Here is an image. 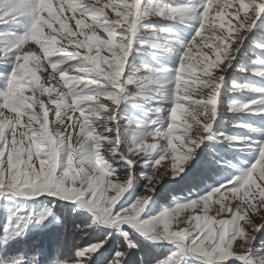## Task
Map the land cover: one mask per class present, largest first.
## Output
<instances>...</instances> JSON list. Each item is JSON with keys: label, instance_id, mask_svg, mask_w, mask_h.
Returning <instances> with one entry per match:
<instances>
[{"label": "snow or ice", "instance_id": "1", "mask_svg": "<svg viewBox=\"0 0 264 264\" xmlns=\"http://www.w3.org/2000/svg\"><path fill=\"white\" fill-rule=\"evenodd\" d=\"M226 8L232 9L227 23ZM73 19L75 29L69 24ZM186 22L195 29L190 39L172 26ZM0 26V208H7V200L47 201L40 208L19 204L8 210L0 229V264H41L38 253L15 250L10 242L27 234L29 225L53 216L57 200L90 213L84 228L102 224L120 232L123 242L107 264H124L127 248L137 246L124 225L173 246L152 264L186 259L226 264L230 257L239 264H264V246L254 243L264 223L252 218L264 209V127L239 120L232 127L247 133L213 131L225 107L264 117V84L233 80V90L248 93L246 99L221 96L226 71L249 33L259 29L264 37V0H0ZM206 27L211 36L203 35ZM65 41L75 50L69 51ZM253 44L259 51L241 70L264 81V39ZM205 46L214 59L201 50ZM133 52L148 59L130 69ZM186 75L199 90L190 89ZM121 104L137 110L147 104L148 117H122ZM206 140L227 141L251 155L252 162L236 165V175L202 195L147 214L159 182L181 176ZM166 159L170 172L156 176L154 170ZM112 160L123 161L125 168L117 171ZM138 163L151 169L141 173L148 182L143 194L122 203ZM153 179L158 182L149 187ZM225 193L238 201L235 207L225 204ZM214 195L217 215L226 213L220 219L208 214ZM201 202L203 214L189 216L190 227L173 228L180 210L196 209ZM107 242L108 237L87 246L76 241L50 264H89Z\"/></svg>", "mask_w": 264, "mask_h": 264}, {"label": "rangeland", "instance_id": "2", "mask_svg": "<svg viewBox=\"0 0 264 264\" xmlns=\"http://www.w3.org/2000/svg\"><path fill=\"white\" fill-rule=\"evenodd\" d=\"M94 2V0H90ZM214 10L216 6L214 4ZM231 8H226L225 12V22L231 17L227 13L231 12ZM66 16H71L70 11L65 13ZM212 18L215 19V23L219 24L218 17H215V11L212 12ZM88 22L91 23L90 18ZM170 23V22H169ZM69 24L75 29V20H70ZM182 34L184 39H190L194 33V27L191 22L186 23H176L172 25ZM2 29V26H0ZM104 35L103 32L100 33ZM204 36H211V32L207 31V27ZM83 39V37H81ZM264 39L261 36L259 29H254L253 32L249 33L248 39L244 41V46L241 48L236 59L233 61V64L230 68L227 69L225 75V85L221 89L222 100H243L246 99L248 93L246 92H235L232 87V81L235 80L239 83H243L245 80H248L250 83H260L258 82L257 77H252L250 74H246L241 70L242 66H251V61L253 59V51L255 50L258 53V49H254V40ZM200 37H197V43L199 44ZM65 46L68 47L69 51L75 50L74 46L67 45L65 41ZM81 52L85 50L83 48L79 49ZM202 51L209 52L211 58L214 59V52L205 46ZM143 53L137 55L136 52H133L129 58V68H133L139 65L141 60H147ZM199 59L198 50L193 49V58L192 62L196 63ZM0 71H4L3 67H0ZM199 74V73H198ZM42 78L43 74L41 73ZM185 79L189 81L190 89L196 91L200 89L198 82H193L190 76H185ZM57 82H59V77L57 76ZM206 91V90H205ZM198 99V97H197ZM148 105L145 104L142 109L137 110L136 108L131 107L129 104L120 105V115L122 117H127L134 115L136 117L147 118L148 113L146 109ZM79 115V113H77ZM25 121L27 117L24 118ZM54 119L53 115L50 114V121ZM239 120H245L249 123H254L258 127H264V117L260 116H249L247 114H238L227 111L226 107L222 109L219 116L217 117L216 123L214 125V132H224L228 135H232L234 131H238L241 134L247 133V129H234L232 127L233 123ZM53 127V125H50ZM75 142V135H74ZM151 142V140L149 141ZM197 155L195 160L184 169V172L181 173V176L173 179L172 177L165 176L159 184L156 186V191L152 196V201L146 208V213L149 215H156L163 211L165 207H171L177 199L195 197L197 195H202L214 187L217 183L222 182L225 178H230L231 176L236 175L237 168L236 165L246 166L252 162L253 157L246 152L241 151L240 149L232 146L227 141L217 142L215 140L209 141L206 140L200 147L196 150ZM241 162H246L242 164ZM112 167L117 171H122L125 168L123 161L112 160ZM150 168L147 166L142 167L139 163L136 165V177L133 180L131 187L125 192L122 203H131L135 200L136 196L140 193L143 194V190L147 184L146 175H141V173H149ZM168 170L170 172V165L166 159L161 163L160 166L154 170L156 176H159L161 172ZM121 179L123 175L121 174ZM157 179H153L148 185L149 187L157 184ZM223 191V190H222ZM113 194L109 191V195ZM228 196V199L225 200V204L231 202L233 207L238 203L237 200L233 199L230 194L225 193ZM217 196L214 195L210 201L209 206V215L216 216L217 219H220L226 215L222 213L217 215L220 205L216 203ZM47 201L43 197L40 198V202L35 200H7L4 203L7 205V208H0V229L3 228L4 221L7 217L8 210H14L19 204H25L28 208H40L43 206V203ZM197 213L203 214L202 211V202L196 209H182L180 210L177 221L174 222L173 228L176 227H190L191 223L189 222L188 217L194 216ZM252 218L256 220L257 223H264V209L260 211L259 215L252 214ZM91 219L90 213L84 211L83 209H78L74 202L57 200L54 207V215L49 216L42 224H32L29 225L27 234L31 233L32 230L45 229L51 225H54L57 222H60V232L56 233V238H61L63 244H60V254L66 255L69 250L72 249L74 242L79 241L81 246H87L91 242L98 240H103L105 237H108V242L99 250V252L92 255V260L89 261V264H107V261L112 258L113 253L117 250L123 242V236L117 231L116 228H110L102 224H94L91 228H84L83 225L88 223ZM77 225L81 227L77 228ZM247 227V225H245ZM126 230L130 231V239L137 245L136 247L127 248V258L124 260V264H152V261L155 259H161L169 254L173 246L166 240H161L159 242H152L140 235L138 232L129 229L127 225L123 226ZM40 231V230H39ZM251 231V229H249ZM111 233V236H109ZM27 234L17 237L12 240L11 246L15 245V241L26 236ZM256 248H261L264 246V229H261L256 235L254 241ZM42 246L45 244L50 245L44 239L41 238ZM235 246V245H234ZM53 246H48V252ZM126 247V245H125ZM234 258H229V262L226 264H239V261L233 260ZM233 260V261H232ZM183 264H198L197 261L192 259H186Z\"/></svg>", "mask_w": 264, "mask_h": 264}, {"label": "trees", "instance_id": "3", "mask_svg": "<svg viewBox=\"0 0 264 264\" xmlns=\"http://www.w3.org/2000/svg\"><path fill=\"white\" fill-rule=\"evenodd\" d=\"M260 84H264V81L258 79ZM60 222L55 223L45 229L32 230L31 233L15 241V245L12 246L15 250H22L29 254H39L41 264H50V261L56 258L60 254V244H63L61 238H56V233L60 232ZM41 238L44 239L47 243H50L51 250L48 252V246L45 244L42 246L40 244Z\"/></svg>", "mask_w": 264, "mask_h": 264}]
</instances>
